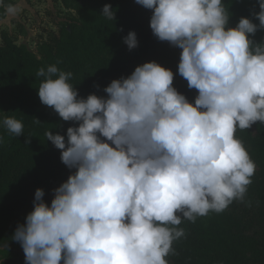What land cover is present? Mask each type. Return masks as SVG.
Returning a JSON list of instances; mask_svg holds the SVG:
<instances>
[{
  "label": "clouds",
  "instance_id": "9594fccd",
  "mask_svg": "<svg viewBox=\"0 0 264 264\" xmlns=\"http://www.w3.org/2000/svg\"><path fill=\"white\" fill-rule=\"evenodd\" d=\"M135 3L151 10L152 33L180 49L177 71L197 95L189 102L172 70L155 61L112 79L106 96L80 97L71 72L41 67V103L77 123L65 135L45 131L70 171L50 204L36 188L14 230L25 264H168L185 234L182 218L224 211L252 182L256 165L235 133L264 124V39H253L264 30V0L252 13L258 23L242 16L235 26L224 0ZM25 7L0 0V25L10 27ZM101 14L115 20L109 4ZM123 42L136 48L135 31ZM0 122L23 134L14 116Z\"/></svg>",
  "mask_w": 264,
  "mask_h": 264
},
{
  "label": "trees",
  "instance_id": "16d2710c",
  "mask_svg": "<svg viewBox=\"0 0 264 264\" xmlns=\"http://www.w3.org/2000/svg\"><path fill=\"white\" fill-rule=\"evenodd\" d=\"M60 1L68 14L46 30L34 49L18 42V35L1 31L0 121L5 115L14 116L21 120L24 130L15 136L0 122V251L8 253L0 264H25L21 246L12 239L14 230L32 210L36 188L44 190L43 199L50 204L52 189L66 180L70 171L60 160V150L46 140L45 131L65 135L67 127L77 122L63 121L51 107L41 103L37 94L43 79L37 76L41 67L56 64L71 72L69 82L80 97L89 93L106 96L103 88L112 79L126 77L135 66L155 61L172 70L173 86L189 102H194L197 95L177 71L180 49L152 33L150 9L135 0ZM224 2L230 14L229 26H235L242 16L258 23L252 17L259 11L257 0ZM104 4L114 10V21L101 14ZM130 30L135 31L138 40L132 50L123 42ZM253 39H264V30H258ZM235 135L254 163L264 161V124L237 128ZM27 136L30 143L25 144ZM251 181L246 197L234 200L224 211H210L207 216H197L194 222L182 218L179 227L185 234L173 241V252L168 256L179 264H264V224L246 230L236 208L238 201L246 203L245 210L264 223V193L259 189L256 172Z\"/></svg>",
  "mask_w": 264,
  "mask_h": 264
},
{
  "label": "rangeland",
  "instance_id": "374dc122",
  "mask_svg": "<svg viewBox=\"0 0 264 264\" xmlns=\"http://www.w3.org/2000/svg\"><path fill=\"white\" fill-rule=\"evenodd\" d=\"M26 1L28 5L26 3V7L21 11L18 18L14 19L10 29L7 27H5V29L18 35V42H25L30 49H34L36 44L46 36V30L54 28V22L63 20L68 13L61 5L60 0ZM255 165L259 189L264 193V161H256ZM238 202L236 204L238 217L246 230L252 231L255 228V225L264 224L261 221L256 220L252 213L245 210L246 203L242 202L239 204ZM7 254L6 250L0 251V259ZM166 259L168 260V264H179L175 260H172L170 256L166 257Z\"/></svg>",
  "mask_w": 264,
  "mask_h": 264
},
{
  "label": "crops",
  "instance_id": "0c3cea01",
  "mask_svg": "<svg viewBox=\"0 0 264 264\" xmlns=\"http://www.w3.org/2000/svg\"><path fill=\"white\" fill-rule=\"evenodd\" d=\"M14 1V0H13ZM27 3V1L25 0V4ZM27 5H28V3H27ZM18 18V17H17ZM14 22V20L11 22V26H12V23ZM5 27H7V28H9L10 29V27L8 26V25H0V33H1V31L2 30H7V29H5ZM8 31V30H7ZM14 33V32H13ZM23 43H25V42H23Z\"/></svg>",
  "mask_w": 264,
  "mask_h": 264
}]
</instances>
